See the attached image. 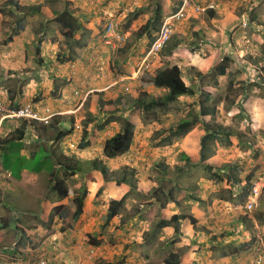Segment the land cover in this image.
Segmentation results:
<instances>
[{"label": "rangeland", "instance_id": "rangeland-1", "mask_svg": "<svg viewBox=\"0 0 264 264\" xmlns=\"http://www.w3.org/2000/svg\"><path fill=\"white\" fill-rule=\"evenodd\" d=\"M121 1L122 8L120 12L117 9L115 14L118 17V31L124 34L125 42L121 48H113L102 42L108 49L106 55L126 59L128 53L133 51L131 65L141 74L139 76L150 77L158 68L168 63H177L180 65L185 84L194 88L195 95L180 96L164 111L156 108L153 110L155 113L146 115L141 107H137L138 110L135 105L134 110L132 108L129 111L128 117L135 120L139 126L138 129L135 128V142L126 155L116 158L111 165H120L115 170L119 176L123 175V169H126L128 174L125 175L135 183V191L126 198L120 215L108 224L105 221V212L109 201L121 199L129 192L130 187L126 184L118 185L119 188L124 186V189L115 197L108 196L106 187L99 193L94 191L92 199L85 197L84 201H90L86 207L87 219L86 222L83 221V226L88 227L91 234L82 238L74 237L71 240L65 235H61V238L52 237L51 231L56 228L66 231L70 220L72 222V213L66 214V220L59 224L53 221L49 224L47 219L40 215L42 212L38 214L34 208L36 199H41L47 194L45 183L36 184L37 189L33 193L22 190L21 199L16 186L3 176L0 169V264H37L38 257L47 259L51 264H77L78 260L74 263L70 253L78 248L80 256L76 255L75 258L80 257L86 261L85 264H164V259L171 252L176 253L180 261L196 252L200 254L199 259L207 263L208 259L205 257L212 249L217 248L218 254H229L243 244L249 245L250 248L240 247L242 255L247 249L243 259L252 260L253 254L252 263L255 264L254 247L259 237L264 242V224L257 225L253 216L260 211L264 220V189L248 216H242L239 211L231 212L229 204L226 207V202L216 198L217 192L227 188L225 182L217 183L206 178L205 170L198 162L200 141L204 135L202 125L197 124L185 136L172 139L170 144L165 138L169 129L187 117L199 116L204 122L211 121L229 127L232 130L228 138L229 144L220 140L211 142L208 146L209 155L203 163L224 169V172L229 170L228 165H235L241 178L239 187L233 189L235 195L240 187L245 185L248 176L251 177L252 184L264 183V0H198L205 7L212 1L214 7L207 11H214L215 17L207 16L206 12L199 15L189 13L174 29L173 36L181 41L178 49L171 56L159 53L153 56L151 67L146 71H138V66L146 55L149 45L147 39H150L155 31H152L150 36L143 37H137L136 32L155 15L158 6L161 9V18L153 26L159 29L163 19L179 9L181 0ZM222 9L224 10L221 11ZM136 11L138 15L134 19ZM231 11L234 15L232 20L229 17ZM242 17L246 20V26L240 23ZM114 22L116 23L115 20ZM225 58L228 59L227 73L222 77L213 75L216 67ZM130 60L132 59L128 57L126 65ZM121 74L127 75L126 67L122 68ZM117 78H120V75ZM3 82L9 86L16 83L15 80ZM156 90L148 87L145 92L156 96H162L166 92L160 89L154 94ZM206 94L210 97L206 98ZM0 101H3L7 108L15 107L5 98L0 97ZM107 105V108H102V112L109 116L112 112L116 114L113 102ZM204 105L208 110L206 115L200 112V107L204 109ZM84 115L87 119L86 114ZM69 117L70 115L61 117L64 127ZM3 126L13 130L12 126L19 128L23 126V122L4 119ZM13 134L10 132L4 139ZM51 134H55V130ZM145 135L147 143L144 140ZM189 136L194 142H188ZM66 145L65 138L54 150H59L56 151L57 154L74 151L69 150ZM22 146L14 142L10 154L0 159L2 168L5 170L8 167L12 177H16L23 167L31 171L37 166L36 162L26 158L14 159L12 153L18 154ZM76 146L77 144H73V148ZM180 153H185L192 162L186 164L181 161ZM76 163H79L82 170L90 169L86 161ZM176 167H180L181 172H178ZM82 178L84 177L71 176V185L83 186ZM159 185L165 192L172 191L174 202H167L164 207H160L154 198L147 197ZM234 198L233 202L238 204L236 196ZM11 200L13 204L8 205ZM247 200L241 205H246ZM71 201L70 197L69 204ZM176 202L184 203L189 207V212L194 210L196 214V217H193L195 222L181 220L177 233L174 232V224L163 228L159 225L160 220H170L179 213ZM32 210H35L36 216L31 214ZM36 225H47L44 229H50L51 226L52 228L43 232L36 230ZM25 227H28V233L24 231ZM112 233L119 235L113 237ZM85 236L100 241L98 248L90 245ZM123 246H126L123 251L132 248L129 255L109 254V251L114 249L119 253ZM98 253L110 257L103 259Z\"/></svg>", "mask_w": 264, "mask_h": 264}, {"label": "crops", "instance_id": "crops-1", "mask_svg": "<svg viewBox=\"0 0 264 264\" xmlns=\"http://www.w3.org/2000/svg\"><path fill=\"white\" fill-rule=\"evenodd\" d=\"M121 8V0H109V2L108 0H0V97L10 101L12 106L33 102L40 107L49 108L53 115L52 119L56 117L57 121L54 127H49L52 123L44 126L37 121L27 122L28 126H25L23 139L17 140L19 144L23 145L20 148L21 151L18 154L12 153L14 159L20 157L32 160L33 157H40L43 159L40 166L37 165L31 171L23 167L16 177H12L10 169L6 167L4 170L0 161L3 176L13 186H16L21 199L23 198L22 190L33 193L37 189L36 184L45 183L47 194H44L41 199H36L34 205V208L39 212L38 214L42 212L40 215H48L57 206H65L66 208L58 211V214L65 211L68 215L73 211L66 207L70 206L69 198L58 199L57 195L50 190L52 185L50 175L55 171H57L58 179H64L66 185L74 192H79L83 189L81 187H85L87 199L91 198L94 191H99L102 186L107 188L105 190L111 197L118 196L124 189V186L119 188L114 181L104 182L99 171L82 170L81 167L72 177H84L82 178L84 185H71V176L65 179L64 176L67 174L60 166V163H65L64 159L71 160V163H75L73 162L75 159L87 163L98 159L103 162L109 172L117 170L120 165L114 166L111 165V162L124 155L105 159L102 156L103 143L107 137L121 129L123 119L128 117L129 111L134 107L133 102L137 98L138 92L153 87H140L139 80L149 76H139L141 74L137 73L136 68L131 65L133 51L128 53V57L132 59L128 65H126L128 57L125 59L110 54L106 55L108 49L103 45L102 40L104 25L109 20L113 22L115 20L117 25L118 17L115 11L118 9L117 11L120 12ZM69 16L75 20L76 33L72 38H65L62 32H65L66 28L60 20L68 19ZM232 16H234L233 11L230 12L229 16L231 20ZM151 40L152 38L147 39V45L150 44ZM124 67H126L127 75L121 74ZM118 75L120 78H117ZM151 76L153 73L150 74ZM4 80H15L16 83L14 86H9L3 82ZM112 88L113 91L111 92ZM158 90L160 89H157L154 94L158 93ZM111 101L117 112L116 114L112 112L113 114L109 116L102 112V108H107V104ZM84 114H86L87 119ZM64 115H70L65 127L63 121L60 120ZM113 115L114 117H112ZM119 118L121 119L118 120ZM12 127L14 129V126ZM136 128L138 129L139 126ZM54 130L55 134H51ZM67 130L70 132L60 140L54 139L58 132H66ZM83 130L86 132L85 147L80 146ZM0 132L1 159L2 156L7 157L10 154L6 147L8 144L4 143V140L8 142L14 135L4 139L10 132L12 133V128L3 126V121H0ZM136 134L137 131H135L134 140ZM65 138L68 149L74 151L57 154L56 151L59 150H54V148ZM144 140L147 143L146 135ZM188 142H194L191 136L188 137ZM52 144L54 145L50 150L48 146ZM73 144H77V146L73 148ZM190 146L194 145L190 144ZM43 156L47 158H43ZM50 158L52 165L48 164ZM89 201L90 199L84 201L82 213L77 219H72V222L70 220L66 226V231L56 228L51 231V236L61 238V235H65L66 238L69 237L73 240L74 237L82 238L86 234H91L89 228L83 226L85 224L83 221L86 222L87 219L86 207L89 205ZM12 204L11 200L8 205ZM224 204L226 207L228 204L231 205L227 202ZM193 211L191 214L196 217ZM229 211L231 210L229 209ZM31 214L37 215L35 210H32ZM118 218L120 219V217ZM65 220V218L61 217L60 219L59 216H55L53 223L59 224ZM50 229L36 225V230L48 232ZM24 231L28 233V227H25ZM121 231H124L122 227ZM117 235L119 234L113 235V237ZM125 247L123 246L119 253L114 249L109 251V254L127 256L132 248L123 251ZM245 250L247 251V249ZM73 251L70 253L73 262L76 263L75 260H78L77 264L79 261L81 264H85V260H81L80 257L75 258L76 255L80 256L79 248ZM241 251L229 254L221 253L223 254L221 255L218 254L217 248H214L205 257L208 259L207 263L199 259L200 254L192 252L181 261L179 260V264H253V254L252 260L249 261L247 258L243 259L246 251L243 255ZM251 251L253 252L252 249ZM98 254L103 259L110 257V255L103 256V253ZM90 257L92 258V256ZM90 257L88 258L91 259Z\"/></svg>", "mask_w": 264, "mask_h": 264}, {"label": "trees", "instance_id": "trees-1", "mask_svg": "<svg viewBox=\"0 0 264 264\" xmlns=\"http://www.w3.org/2000/svg\"><path fill=\"white\" fill-rule=\"evenodd\" d=\"M155 11H156L155 15L152 18L148 19V21L138 29V31L136 32L137 37H143L144 35L150 36L152 31H156L155 34L158 32L159 29H157V26H153V25L158 23L161 18V9L159 8V6L157 7ZM137 15H138V12L136 11V14L134 13L133 15L134 19L137 17ZM206 15L211 18L215 17L214 11H210V10L206 11ZM60 21L62 25L64 26V28H66V31L62 32L63 36L65 38H72L74 34L76 33L75 20L72 19L71 16H69L68 19H63ZM151 38H152L151 40L152 42L155 39V35ZM180 43L181 41L179 39H176V37L172 35L170 40L165 44V46L162 48L159 54L163 56H171L172 53L178 49ZM227 61L228 59L225 58L223 62H221L216 67L213 75L218 76V77L224 76L227 73V69H228ZM139 84H140V87L142 88L153 86L157 89H163L166 91L162 96L149 95L145 91H140L139 96L134 100V105L136 109H138L137 107H141V110L145 112L146 115L148 113H155L153 112V110L156 108L161 111L168 109L170 104L176 102L180 96L195 95L194 88L185 84L182 78L180 65L177 63H168L164 65L163 67L158 68L157 70L154 71L153 76L148 77V78L142 77L139 80ZM209 97L210 96L206 94V98H209ZM200 112L202 115H206V112H208V110L206 107L204 109L203 107H200ZM55 118L52 119V122H51L52 124H50L49 127H54V125L57 124V121ZM22 122H23V126H20L19 128H14L12 130V133H14L13 134L14 136H12L8 142L4 140V143L8 144L6 147H7V150L9 151L12 150V146L14 142L19 144L17 140L20 139L21 141L23 139L22 137L24 136L25 125L27 122L29 123V121L22 120ZM58 122H60V120H58ZM197 124H201L204 130V135L201 137V141H200L201 151H200L198 162L200 165L203 166L205 173H206L205 174L206 178L212 179V181L217 182V183L224 181L225 185L227 186V188L222 189L221 191L217 192L216 198L223 202L236 204V202L235 203L233 202L235 200L234 197L236 196L238 204L240 205L244 204V201H246L249 198V194L251 191V187H252L251 177L250 176L246 177L245 185L240 187V190L237 191L238 192L237 195H235L233 189L239 187L241 183V178L239 177V174H238V168L235 167V165L233 166L231 164V165H228L229 170L224 172V169H218L210 165H205L203 163L207 159L208 157L207 155H209L210 150L208 146L211 144V142L213 141L218 142L220 140V141H224L225 143L229 144L228 138L232 134V130L229 127H224L218 123L211 122V121L204 122L199 119V116H193L192 118L187 117V118L181 119L174 128H171L168 130V135L165 138L166 141L170 144L172 139L185 136ZM136 126H137L136 121L131 119V117L124 118L121 129L117 133L105 139L103 143V147H102V156L105 159H113V158H116V157H119V156H122L128 153L132 146L133 140H134ZM69 132L70 131L68 130L66 132L65 131L58 132V135L55 136L54 139L60 140L62 137H64ZM85 137H86V132L83 130L82 139H81L82 142L80 144V146L82 147L86 146V142H84ZM0 144L2 145L1 142ZM48 148L50 150L52 149L51 146H48ZM1 149L2 148H0V150ZM43 158H47V157L43 156ZM179 159L185 162L186 164L192 162V159H190L185 153H180ZM64 160H65V163H60V166L63 168V170L67 174L64 176L65 179H67L69 176H73L76 172L79 171V163H76L77 161H73L75 163H71L72 161L69 159H64ZM31 161L36 162V165L40 166L43 162V159H41L40 157H33ZM88 163H89L90 169L97 170L102 174L104 182L115 181L116 185L126 184L130 187L129 192H127L121 199L109 201L108 207L105 212V216H106L105 221H106V224H108L113 218L120 215V210L122 209L126 198L130 195V193L135 191L136 185L132 181V179L129 178V176L125 175V174H128L126 172V169H123L124 174L119 176V173L117 171L109 172V170L102 163L101 160L94 159V160L89 161ZM48 164L52 165L51 158ZM162 167L163 166H160V168ZM175 169H177L178 172H181L180 167H176ZM50 176H51L50 183L52 184L50 187V190L57 195L58 199L71 197L72 201L70 202L69 208L73 210L72 218L74 220L77 219L82 213L84 199L87 194L86 188H83L82 190L79 191V193L75 194L74 191L71 190V188H69L66 185L64 179H58L59 177H57V171L51 173ZM103 189H104V186L100 188L98 193L101 192ZM149 196H151V198H154L156 200V203H158L160 207H164L167 202H174L172 191L168 190L167 192H165L163 191V187L160 185L154 190H152V192L147 197ZM160 196H162L163 198H161ZM176 205H178L179 213L172 216L170 220H167V221L160 220L159 225L161 228H163L166 226H170L171 224H174L175 225L174 232L177 233L178 224L180 223L181 220L188 219L191 223L195 222V220L191 212H189L190 209L187 205H185L184 203L178 204L177 202H176ZM62 209L63 210L66 209L65 206L54 207L48 215L43 214L42 217L47 219V222L50 224L55 218V216H59V218L66 217L65 211H63L62 214H58V211ZM262 218H263L262 212L260 211L256 212L253 216V219L256 221L257 225L264 224V220ZM5 227L6 226H4V228ZM43 227H47V225H44ZM85 239H88L90 241L91 243L90 245L99 246L100 244V241L96 240L94 237L85 236ZM245 246L248 249L249 246L246 244H243L240 247L242 248ZM240 247L234 248V252H238L240 250ZM163 263L164 264H179V257L176 253L171 252L164 259ZM192 264H195V263H192Z\"/></svg>", "mask_w": 264, "mask_h": 264}, {"label": "built area", "instance_id": "built-area-1", "mask_svg": "<svg viewBox=\"0 0 264 264\" xmlns=\"http://www.w3.org/2000/svg\"><path fill=\"white\" fill-rule=\"evenodd\" d=\"M214 3L211 1L207 7L202 6L198 0H181L179 9L163 19V22L155 34V39L149 44L146 55L138 66V71H146L151 67V58L158 54L165 44L170 40L174 33V29L181 20H184L189 13L199 15L206 12L208 9H213ZM241 24L246 26L244 17L241 19ZM104 44L113 48H121L125 42V36L118 31L116 23L109 20L104 25L102 33ZM123 79V78H122ZM0 121L4 119L12 120H27L37 121L44 126H48L52 120V112L49 108L40 107L36 103L27 102L23 105L7 108L3 101H0ZM264 189V183H255L251 187L247 204L244 206L233 205L230 207L233 211H239L242 215L248 216L253 206ZM254 262L255 264H264V242L261 238L258 239L254 247ZM37 264H51L47 259L38 257Z\"/></svg>", "mask_w": 264, "mask_h": 264}, {"label": "clouds", "instance_id": "clouds-1", "mask_svg": "<svg viewBox=\"0 0 264 264\" xmlns=\"http://www.w3.org/2000/svg\"><path fill=\"white\" fill-rule=\"evenodd\" d=\"M253 185V184H252ZM233 205H240V204H231V205H228L229 206V208L231 207V206H233ZM242 206V205H241ZM233 211V210H232ZM240 213V212H239ZM241 214V213H240ZM242 215V214H241ZM242 216H244V215H242ZM260 238V237H259ZM258 241V240H257Z\"/></svg>", "mask_w": 264, "mask_h": 264}]
</instances>
